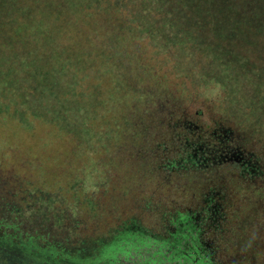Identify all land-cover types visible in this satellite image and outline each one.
<instances>
[{"label":"rangeland","instance_id":"obj_1","mask_svg":"<svg viewBox=\"0 0 264 264\" xmlns=\"http://www.w3.org/2000/svg\"><path fill=\"white\" fill-rule=\"evenodd\" d=\"M174 100L264 138V0H0V172L54 241L153 197Z\"/></svg>","mask_w":264,"mask_h":264},{"label":"flooded vegetation","instance_id":"obj_2","mask_svg":"<svg viewBox=\"0 0 264 264\" xmlns=\"http://www.w3.org/2000/svg\"><path fill=\"white\" fill-rule=\"evenodd\" d=\"M172 105L165 121L180 146L169 169L192 181L184 184L192 189L186 198L138 196L99 231L54 241L33 216L13 208L11 174L0 172V264H234L231 245L221 240L233 231L231 191L241 182L264 193V138H251L210 107L179 103L174 112Z\"/></svg>","mask_w":264,"mask_h":264},{"label":"trees","instance_id":"obj_3","mask_svg":"<svg viewBox=\"0 0 264 264\" xmlns=\"http://www.w3.org/2000/svg\"><path fill=\"white\" fill-rule=\"evenodd\" d=\"M175 103V100L171 102V104ZM175 105H172L171 108L174 109L172 110L174 112L179 110ZM157 115L158 120L155 119L146 125L150 131L154 132L150 140L146 138V143L152 142L153 151L160 148L159 155L161 156L157 158L158 164L155 168H144L141 165L142 169H145L152 176L156 190L153 197L145 194L142 195V198L184 199L187 192H192V189L185 187L184 184L192 183V181L182 175L178 176L179 174L174 171L171 172L169 169L170 163L174 161L172 159L176 157V153H172V151L179 148L180 142L177 141L176 136H170L171 127L169 121H165V114H163L165 116L163 119L160 112ZM142 123H135V126H141ZM157 130L158 133H156ZM135 133L138 132L134 131ZM156 135H158V140H156ZM155 151L152 154L156 160L157 152ZM148 164L150 166L151 163ZM260 192V190L250 188L247 185H241V182H237L236 187L231 191V198H234L236 207L235 220L231 224L233 231L230 238L221 240L224 246L231 245V248L228 247V249L231 250L233 259L235 258L234 264H264V205H262L261 198L258 196L261 194Z\"/></svg>","mask_w":264,"mask_h":264}]
</instances>
